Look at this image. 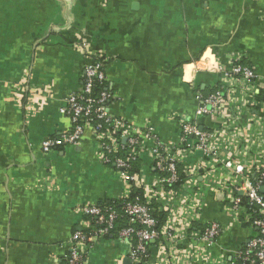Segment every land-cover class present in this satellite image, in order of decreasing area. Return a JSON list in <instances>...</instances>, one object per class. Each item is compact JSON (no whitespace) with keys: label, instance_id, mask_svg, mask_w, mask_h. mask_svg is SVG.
<instances>
[{"label":"crops","instance_id":"1","mask_svg":"<svg viewBox=\"0 0 264 264\" xmlns=\"http://www.w3.org/2000/svg\"><path fill=\"white\" fill-rule=\"evenodd\" d=\"M78 45L104 57L110 115L177 142L179 116L199 105L192 86L204 97L217 89L211 64L241 62L264 77V0H0V264H67L71 236L86 221L79 208L123 193L89 133L74 146L40 149L69 130L61 109L81 88ZM195 121L209 132L220 125ZM197 153L188 163L201 162ZM224 198L207 194L193 227L222 226L207 251L228 264L256 229L235 222ZM114 234L89 247L85 264H131L128 244Z\"/></svg>","mask_w":264,"mask_h":264},{"label":"built area","instance_id":"2","mask_svg":"<svg viewBox=\"0 0 264 264\" xmlns=\"http://www.w3.org/2000/svg\"><path fill=\"white\" fill-rule=\"evenodd\" d=\"M77 49L85 53L86 64L80 90L69 94L61 109L69 118V130L42 140L40 149L46 154L74 146L89 133L96 159L115 170L123 193L113 201L119 202V210L99 203L79 208L86 221L71 236L67 264H85L89 247L114 233L128 244L131 264H225L207 251L222 226L212 221L193 227L207 194L224 195L233 220L256 229V236L228 264H264V77L241 62L229 69L211 64L208 70L217 74V89L204 97L192 86L199 100L196 111L179 116L177 142H163L151 124L135 127L110 115L114 95L106 88L94 93L105 84L104 57L84 51L83 45ZM255 109L261 116L252 114ZM200 116L218 118L219 127L200 129L195 121ZM197 152L201 162L188 163ZM156 213L165 214V221ZM121 219L123 227L118 226Z\"/></svg>","mask_w":264,"mask_h":264},{"label":"trees","instance_id":"3","mask_svg":"<svg viewBox=\"0 0 264 264\" xmlns=\"http://www.w3.org/2000/svg\"><path fill=\"white\" fill-rule=\"evenodd\" d=\"M105 87H106L105 84L96 86V88H95V90H94V93H95V94L98 93L100 90H103ZM260 94H261V93H260ZM261 96L264 98L263 95H261ZM105 204H107V205H112V206H114L117 210H119V204H118V203L115 204V203H113V201H112V202L110 201V202H107V203H105ZM158 218L161 220V219H163V216H162V215H159ZM121 220L125 222L124 219H121ZM118 222H120V221H118ZM160 225H161V223H160Z\"/></svg>","mask_w":264,"mask_h":264},{"label":"water","instance_id":"4","mask_svg":"<svg viewBox=\"0 0 264 264\" xmlns=\"http://www.w3.org/2000/svg\"><path fill=\"white\" fill-rule=\"evenodd\" d=\"M198 155L200 154V152L199 153H197ZM260 192H263V189H261L260 190ZM124 263H126V264H128L129 262L127 261V260H124Z\"/></svg>","mask_w":264,"mask_h":264}]
</instances>
